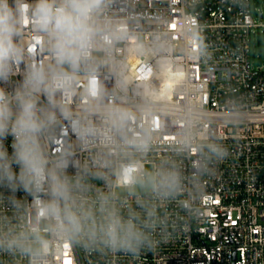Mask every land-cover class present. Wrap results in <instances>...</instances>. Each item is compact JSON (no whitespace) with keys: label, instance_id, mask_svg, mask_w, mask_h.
I'll list each match as a JSON object with an SVG mask.
<instances>
[{"label":"built area","instance_id":"2783aa9c","mask_svg":"<svg viewBox=\"0 0 264 264\" xmlns=\"http://www.w3.org/2000/svg\"><path fill=\"white\" fill-rule=\"evenodd\" d=\"M35 3L20 0L19 43L26 56L14 81L29 61L47 60L30 23ZM101 18L118 38L108 53L95 54L106 61L96 72L98 85L110 102L136 114L137 130L150 129V147L138 157L142 166H175L182 187L167 201L153 200L166 218L154 249L134 254L55 241L49 264H264V66L251 60L252 39L264 34L262 11L254 0H107ZM88 87L81 78L66 98L72 111L88 102ZM153 96L144 115L139 106ZM74 141L61 126L45 149L55 156L70 148L91 165L99 147ZM5 143L11 152L12 138ZM89 183L107 190L101 180ZM17 195L26 201L21 220L30 221L36 212L31 198ZM135 199L128 197L134 207ZM0 215H14L6 201ZM0 264L27 260L0 254Z\"/></svg>","mask_w":264,"mask_h":264},{"label":"clouds","instance_id":"9594fccd","mask_svg":"<svg viewBox=\"0 0 264 264\" xmlns=\"http://www.w3.org/2000/svg\"><path fill=\"white\" fill-rule=\"evenodd\" d=\"M106 6L107 0H36L30 23L47 60L29 61L14 81L26 56L19 43L21 4L0 0V201L14 212L0 215V254L22 257L27 264H49L55 241L101 251L152 250L166 225L153 200L167 201L182 187L175 166H142L138 157L150 147V129L137 130L136 114L110 102L98 85L96 72L106 61L95 54L108 53L118 38L101 18ZM81 78L89 80L88 102L74 112L65 101ZM153 99L139 111L148 115ZM61 126L81 148L99 147L91 165L81 164L70 148L47 154L45 143ZM9 137L11 152L5 143ZM209 152L221 155L216 146ZM93 179L107 190L93 188ZM139 192L151 196L145 199ZM18 193L30 197L36 209L30 221L21 220L26 201Z\"/></svg>","mask_w":264,"mask_h":264},{"label":"rangeland","instance_id":"374dc122","mask_svg":"<svg viewBox=\"0 0 264 264\" xmlns=\"http://www.w3.org/2000/svg\"><path fill=\"white\" fill-rule=\"evenodd\" d=\"M256 6L263 13L264 20V0H254ZM251 60L255 67L264 66V34L261 33L259 40L253 38L251 42Z\"/></svg>","mask_w":264,"mask_h":264},{"label":"bare ground","instance_id":"6f19581e","mask_svg":"<svg viewBox=\"0 0 264 264\" xmlns=\"http://www.w3.org/2000/svg\"><path fill=\"white\" fill-rule=\"evenodd\" d=\"M170 82H171L170 78H169V77H167V79H166V85H169V84H170Z\"/></svg>","mask_w":264,"mask_h":264}]
</instances>
